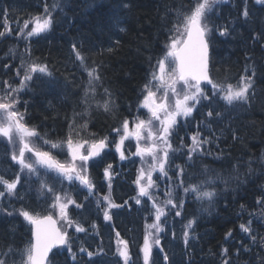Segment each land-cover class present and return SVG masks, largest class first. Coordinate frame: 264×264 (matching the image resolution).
<instances>
[{"label":"trees","instance_id":"trees-1","mask_svg":"<svg viewBox=\"0 0 264 264\" xmlns=\"http://www.w3.org/2000/svg\"><path fill=\"white\" fill-rule=\"evenodd\" d=\"M232 5L217 7L211 16V23L228 25L229 33L220 36L215 31L211 36V77L214 81L237 85L241 76H251L253 68V87L249 94V103H237L225 106L219 98H213L211 109L222 113L216 119H207L210 110L209 102L203 103L187 122L180 124L172 137L173 148H178L181 138L191 144V135L200 125L202 136H212L213 142L204 145V154H194L188 160L187 148L177 151L168 164V177L174 187L177 202L184 200L181 216L174 211L166 216L161 247L169 256L168 264H221V251L228 249L231 264H248L250 254L236 252L240 245L251 244L248 234L242 232L240 225H247L254 214L261 208L256 203L261 198V185L264 186V6L254 4L252 0H231ZM63 10L54 13L52 30L48 35L30 39L23 59L26 62L47 64L51 76L35 75L19 94V109L24 113L27 126L35 128L45 139L51 142L64 141L69 134V124L75 119L73 139L92 140L108 136L110 139L124 119L132 120L140 115L139 95L152 71L157 57L163 55L168 29L176 22L175 9L194 6V0H60ZM45 0H0V31L4 30L5 11L7 20L12 25L18 20L43 13ZM51 4L52 0H47ZM127 4L125 8L123 5ZM249 5V6H248ZM248 6L249 16L244 18V7ZM166 11L167 23H165ZM118 21V23H117ZM23 23V22H21ZM123 28L124 31L120 29ZM15 29V28H13ZM12 35V36H11ZM0 37V81L8 80L18 86L16 71L20 66L17 53L22 45L17 40V31ZM259 35L258 40L253 37ZM76 44L87 58V66H101L102 87L97 89L95 100H101L103 89L113 93L115 106L105 113L97 111L95 103L90 115L83 118L85 105L82 102L84 88L87 86V73L74 60L71 50ZM19 47H21L19 49ZM9 49H16L15 55H9ZM111 49V51H108ZM10 65L9 69L3 67ZM247 69V71H246ZM207 92L211 96V90ZM87 122V129L79 126ZM207 124L211 125L210 133ZM80 135L77 137L76 132ZM92 134H95L94 136ZM214 134V136H213ZM235 134L238 139H233ZM210 152L211 155L207 153ZM113 152L92 163L89 176L95 185L96 195L88 196L86 190L73 184L69 192L77 203L84 207H72L70 217L87 229L85 233L70 235L73 240V251L83 244L90 251L102 247L104 253L94 256L90 261L84 254L77 258V264H124L117 253V240L128 242L129 264H144L142 247L146 235V225L153 220V209L147 200L137 205L132 199L136 196L133 181L138 171V160L132 159L120 164ZM219 157V159H217ZM251 161L252 172L248 171ZM238 165V171L233 165ZM111 164L119 175L111 181V197L116 204L127 205L111 209L112 219L106 222L103 211L97 207L96 200L109 192L104 169ZM185 169V184L190 179H200L204 166H208L211 175L230 179L227 190L218 182V195L210 204L208 201H197L192 195H185L182 189L175 187L176 177L173 173L176 166ZM19 168L13 164L9 150L0 148V175L12 180ZM35 187V186H34ZM31 184L23 178L18 189V196L10 200L5 207L8 212L24 209L34 215L50 212L46 198H39ZM241 205L245 211L241 212ZM207 209V211H205ZM196 218L191 230L189 245L183 243L184 224ZM96 225L95 230L91 227ZM253 234L257 241L264 237V226L252 221ZM119 233L117 237L116 233ZM232 235L226 239V234ZM175 233V237H173ZM31 240L30 227L18 216L0 214V251L9 245L16 249L23 247ZM254 252H261L260 246H253ZM53 264H73L67 250L55 253ZM19 261V256L16 257ZM53 259V256L51 260ZM154 264H165L163 253L159 249L152 254ZM255 264V262H253Z\"/></svg>","mask_w":264,"mask_h":264},{"label":"snow or ice","instance_id":"snow-or-ice-1","mask_svg":"<svg viewBox=\"0 0 264 264\" xmlns=\"http://www.w3.org/2000/svg\"><path fill=\"white\" fill-rule=\"evenodd\" d=\"M227 2L228 0H194V6H189L187 10H184L183 5L175 9L176 22L168 29L169 34L164 44L163 55L156 58L154 65H152V58H149L150 66H152L151 78L143 86V100L139 104L140 108L147 109L149 118L140 119L137 117L132 128L129 126V120L124 119L118 127L112 129V132L119 136V141L115 146L116 151L120 154V159L125 160L128 158L123 148L124 142L134 138L136 151L132 155L140 157L142 164L147 165V167L142 166L138 170L137 178L133 181L138 191L137 195L132 198L137 205L142 203V198L144 197L152 201L154 222L146 225V235L142 247L144 264H154L152 261L153 244L159 247V251L163 253L165 264H168L169 256L163 247H160L159 233L164 231L161 219L167 216V209H176L175 216H181L184 207V200L181 199L177 202L172 188L166 189L164 192L166 199L159 201V196L153 194L158 188V185L153 180V173L159 171L164 177L171 180L166 170L170 153L187 148V158L192 160L194 154L205 153L204 145L213 142L212 136H202L200 125L204 121H200L197 123V131L190 137L191 144L186 145L183 138H181L179 147L173 148L171 137L179 123L178 118H183L187 122V118L191 117L194 111L199 110L197 106L201 105L202 101H209L208 107L210 110L206 113L207 119L221 117V112L215 111L214 115V109H211L213 98H219V100L224 101L226 106H234L237 103H249V89L253 86V77L255 76L254 68L252 75L241 76L237 85L214 81L209 72L210 44L213 32L215 31L220 36H226L229 33L227 24H212L211 16L214 14L216 6ZM256 2L264 4V0H256ZM123 6L125 8L128 7L127 4ZM58 10H63L60 0H52L51 4L45 0L43 13L31 17V19H25L23 25L18 28L17 35L22 39L29 40L34 36L49 32L53 26L54 13ZM242 14L244 18L248 17L249 14L246 7ZM4 15V30L0 31V37H5L12 33L6 11ZM167 15L168 12L166 11L165 23H167ZM30 24L33 26L29 29ZM120 30L124 31L123 28ZM259 38V35L253 37L254 40ZM71 50L74 60L79 62V67L84 69L88 77L82 99L85 109L82 113H77L76 115L81 118L84 115H90L93 102L97 111L102 109L105 113L110 112L115 106V100L113 99V93L108 88L103 89V98L101 100H95V96L98 94L97 89L102 87L101 66L97 64L95 67H88L87 58L76 44H72ZM108 51H111V49ZM25 52L30 55V49L26 48ZM8 54L15 55V49H9ZM3 67L9 69L10 65L4 64ZM21 69H23V76L20 78L18 86L14 87L8 80L0 81V85H2V88H0V137L6 138L8 143L14 147L17 141L20 145L18 154L16 151H12L10 155L11 160L20 165V173L15 174V178L12 180L5 179L0 175V185L3 186V190H0V199H3L6 194L9 196L16 194L17 186L21 184V173L26 169L28 176L30 178L35 177L36 182L39 184L38 193L41 196L50 197L51 203L48 207L51 212L40 217L27 210H19V215L33 226L32 239L23 249H16L9 245L5 250L0 251V264H53L56 254L53 253V259L50 260L49 253L58 246L66 248L73 264H77V258L80 254L86 255L91 261L94 256L103 254L104 249L99 247L95 251H90L81 244L76 251H73V240L67 231V229H73L77 233L87 231L82 224L68 215L70 205H74L76 208H82L84 205L77 203L70 193L56 191L55 186L48 182V173H56L55 179L60 182L61 188L64 181H67L70 185L78 182L80 186L87 189L88 196L85 197L86 200L90 196H95V185L88 174V162L94 157L101 155L103 150L108 147L109 138L104 136L92 140H74L72 133L75 131V119H73V122L69 124V134L66 141L51 143L52 148L60 147L66 143L70 156L69 161L61 163L51 156L49 152L39 151L31 147L27 138L38 136L39 133L35 128H29L23 122L24 113H21L17 108L20 103L18 94L28 86L35 74L51 76L52 73L47 64L35 61L26 62L23 59L21 60L20 68L16 71L17 77L21 76ZM203 82L211 85V96L201 86ZM87 126V122H85L79 127L86 130ZM206 127L211 133V125L207 124ZM76 135L79 137L80 133L77 131ZM92 135L94 136L95 134ZM232 138L234 140L238 139L235 134H233ZM44 142L46 144L50 143L47 140ZM26 151L34 154L36 157L35 161H26ZM207 154L211 155L210 152ZM146 157L151 158V163H148ZM248 163V171L252 172L251 161ZM238 165L239 162L233 165L234 171H238ZM41 168L46 170L43 175L40 172ZM211 172L212 170L205 165L199 174L202 178L190 179V182L185 184V169L177 165L176 171L173 173L176 177L175 187L182 189L186 196L192 195L197 201H208L211 204L220 195L218 182L225 185L226 191L229 180L238 179V177L225 179L218 174L213 176ZM114 175L116 173L112 171V165L108 164L104 169V176L108 181L109 192L96 200L98 208H101L102 204L104 205L101 210L106 221L112 219L111 209L124 207L128 203L125 201L124 205H119L112 199L111 181ZM256 203L264 208V198H258ZM240 207L241 212H244L245 206L241 205ZM0 211L6 212L9 216L13 215L7 209L0 208ZM53 213L58 216L59 221L64 222L66 227L63 230L57 227L58 219L54 218ZM195 224V217L184 224L182 238L186 248L190 239L194 238L191 235V230ZM251 224L252 221L249 220L247 225L244 223L240 225L242 232L248 234L247 238L251 240V244L242 243L237 249L236 255L239 257L241 252L250 254L251 258L248 264H253V262L255 264H264V255L253 251V246L259 244L261 252H264V237H261L258 242L256 235L253 234ZM91 227L95 230L96 225L92 224ZM152 229H155V233L150 231ZM116 235L119 237L118 232ZM231 235V232L227 233L226 239ZM150 237H152L151 243ZM173 237H175V233H173ZM117 244L123 245L122 248H117L118 255L123 258L124 264H129L128 242L118 239ZM220 255L221 264H231L227 248L222 249ZM17 256H19V261L16 259Z\"/></svg>","mask_w":264,"mask_h":264},{"label":"rangeland","instance_id":"rangeland-1","mask_svg":"<svg viewBox=\"0 0 264 264\" xmlns=\"http://www.w3.org/2000/svg\"><path fill=\"white\" fill-rule=\"evenodd\" d=\"M229 1V0H228ZM258 4V3H257ZM217 7H219V5L218 6H216V8ZM215 8V9H216ZM23 24H20V25H18V24H16V25H14V27L13 28H15V29H13L12 28V26H11V24H10V27L14 30V31H18V28L19 27H21ZM33 25H29V29L32 27ZM48 33H50V32H47V33H42V34H40V35H38V36H40V37H44L45 35H48ZM34 37H36V39H38L39 37H37V36H34ZM34 37H32V38H34ZM31 39V38H30ZM29 39V40H30ZM17 40H18V42L20 43V45H22V50H20V52L19 53H17L18 54V56H19V58H20V65H21V60L23 59V54H24V56L26 55V53H25V51H24V48H25V45H26V43L29 41V40H25V39H22V38H20L19 36L17 37ZM21 47H19V49H20ZM15 51H16V49H15ZM17 52V51H16ZM24 60V59H23ZM25 61V60H24ZM19 68H20V66H19ZM35 75H41V74H39V73H37V74H35ZM34 75V76H35ZM23 76V69H21V76L20 77H17L16 76V80H18V81H20V78ZM246 77V76H245ZM151 77H150V74H149V76H148V78H147V81H146V83L148 82V80L150 79ZM13 85V84H12ZM203 88H204V90L206 91V89H210L211 90V86H209V85H207V86H205V85H203L202 86ZM253 87V86H252ZM0 88H2V85H0ZM27 88V87H26ZM143 89V88H142ZM251 90H252V88L251 89H249V94H250V92H251ZM21 93V92H20ZM19 93V94H20ZM19 94H18V96H19ZM143 95H144V92H143V90L142 91H140V97H139V99H140V102L143 100ZM19 100H20V98H19ZM222 101V100H221ZM140 102H139V104H140ZM203 102V101H202ZM204 102H206V101H204ZM223 102V104L225 105V103H224V101H222ZM226 106V105H225ZM198 107V106H197ZM229 107V106H228ZM17 108L19 109V104L17 105ZM140 110L142 111L141 113H140V115H138L137 117H139L140 119H148L149 118V113L147 112V109H143V108H140ZM19 111H20V109H19ZM21 112V111H20ZM197 111H194L193 112V114H192V116L196 113ZM22 113V112H21ZM191 116V117H192ZM137 117H135L133 120H131L130 121V128H132V127H134V124H135V122H136V118ZM191 117H188L187 119H190ZM25 118V117H24ZM179 119V123H178V125H177V127H176V129L174 130V131H176L177 130V128H178V126H180V124H183V123H185L186 121L183 119V118H178ZM24 123H25V121H23ZM27 126V125H26ZM30 128V127H29ZM173 131V132H174ZM41 136H35V137H30V138H27V140H28V142H29V144H30V146L31 147H33V148H35V149H37V150H39V151H47V152H49L50 153V155L51 156H53L56 160H58L59 162H61V163H64V162H67V161H69L70 160V156H69V154H68V149H67V145H66V143H64V144H62V146H60V147H57V148H52L51 147V143L52 142H50V143H45L44 141H45V139L43 138V137H41ZM172 138V137H171ZM66 141V140H65ZM110 141L112 142L111 143V145H110V143L108 144V147H106V151H105V154H108L109 153V151H112L114 154H115V156L117 157V159H118V161H119V163L120 164H122V163H125V162H128V161H130V160H132V159H136V160H138V163H139V166H138V169H140L142 166H144V167H147V165L146 164H142V161H141V158L140 157H138V156H135V155H132V153H134L135 151H136V141H135V139L134 138H130V139H128V140H126L125 142H124V146H123V148H124V151H125V155H126V157H128L127 159H125V160H121L120 159V154L116 151V143L119 141V136L117 135L116 137H114V139L112 140V139H110ZM60 142H62V141H59L58 143H60ZM143 143V142H142ZM2 144H4L7 148H8V150H9V153H10V155H11V152L12 151H16L17 152V154H18V151H19V147H20V145H19V143H18V141H17V144L15 145V147L13 146V145H11V144H9L8 143V141H7V139L6 138H4V137H0V148H1V145ZM112 153V154H113ZM177 155V153L175 152V153H170V158H169V163H170V160H171V157H174V156H176ZM25 159H26V161H28V162H33V161H35V159H36V157L34 156V154L33 153H31V152H25ZM146 160L148 161V163H151V158L150 157H146ZM168 163V164H169ZM13 164H15L16 166H18V168H19V173H20V165L18 164V163H16V162H14L13 161ZM168 164L166 165V170H168ZM263 165H264V162H263ZM45 169H43V168H41L40 169V172H41V174L43 175L44 173H45ZM138 175V174H137ZM55 177H56V173L55 172H49L48 173V182L50 183V184H53L54 186H55V189H56V191H58V192H68V193H70L69 192V190H68V186L70 185L67 181H64L63 182V186H62V188H61V184H60V182L58 181V180H56L55 179ZM157 177H159V179H157ZM23 178H25L27 181H28V184H31L33 187H34V190H35V192L37 193V195H38V197L39 198H46V202L48 203V205L51 203V199H50V197H45V196H41L39 193H38V188H39V184L36 182V180H35V177H29L28 176V174H27V170L25 169L24 170V172L23 173H21V180L23 179ZM153 180L156 182V184L158 185V188L154 191V195H156V196H159V201H163V200H165L166 199V197H165V195H164V192H165V190L166 189H168V188H172V186L169 184V183H171V181L169 180V179H167L166 177H164L159 171H157V172H154L153 173ZM76 183H78V182H76ZM68 185V186H67ZM78 185H79V183H78ZM18 186H20V185H18ZM18 186H17V191H16V193L18 192ZM0 190H3V186L2 185H0ZM137 191H138V189H137ZM261 191H262V195H263V197L261 196V198H264V186L263 185H261ZM72 196V195H71ZM16 197V194L15 195H11V196H9V195H5V197L3 198V199H0V208H3V209H5V207H7L9 204H10V199H12V198H15ZM143 200H147L150 204H151V207H152V201H150V200H148L147 199V197H144V198H142V201ZM5 206V207H4ZM74 205H70L69 206V208H68V215H69V211L72 209V207H73ZM173 210H176V209H167L166 211H167V215H168V213L170 212V211H173ZM51 211V210H50ZM262 213H264V208H260L259 210H257L254 214H252V215H250V217H251V221H253V220H257V222L258 223H260L261 225H263L264 226V215H262ZM0 214L1 215H3V216H7V217H11V216H18V217H21L23 220H24V218L21 216V215H19V211L18 212H15V213H13V215H11V216H9V215H7V213L6 212H3V211H0ZM53 215H54V218H56V219H58V216L56 215V214H54L53 213ZM38 216V215H37ZM69 217H70V215H69ZM166 217H162V219H161V223H162V225H163V222H164V219H165ZM29 226H31V224H29L26 220H24ZM106 222H108V221H106ZM154 222V213H153V220H152V222L150 223V224H152ZM58 224H59V226H60V228L63 230L66 226H65V224H64V222L63 221H59V219H58ZM163 227H164V225H163ZM164 229H165V227H164ZM67 231L69 232V233H73L74 235H76V234H81V233H77V232H75L73 229H67ZM152 233H155V229H152V230H150ZM85 233V232H84ZM163 233H164V231L163 232H161V233H159V237H160V241H161V243H162V237H163ZM152 242V237H150V243ZM160 246H161V244H160ZM118 247H120V248H122L123 247V245H119ZM157 249H159V247L158 246H156L155 244H153V247H152V254H153V252L155 251V250H157ZM66 250V249H65ZM123 259V258H122Z\"/></svg>","mask_w":264,"mask_h":264},{"label":"bare ground","instance_id":"bare-ground-1","mask_svg":"<svg viewBox=\"0 0 264 264\" xmlns=\"http://www.w3.org/2000/svg\"><path fill=\"white\" fill-rule=\"evenodd\" d=\"M240 1H245V0H238V2H240ZM253 2H254V4H257V2H256V0H252ZM249 2V0H247V3ZM230 5H232V1L231 0H229L227 3H222V4H220L219 6L220 7H225V6H230ZM257 5H260V6H264V4H257ZM249 6V5H248ZM248 6H245L246 8H247V10L249 9L248 8ZM245 7H244V9H245ZM248 14H249V10H248ZM34 16H36V15H34ZM34 16H30L28 19H31V17H34ZM249 16V15H248ZM24 20H18L17 22H19V23H21V22H23ZM264 220V219H263Z\"/></svg>","mask_w":264,"mask_h":264},{"label":"water","instance_id":"water-1","mask_svg":"<svg viewBox=\"0 0 264 264\" xmlns=\"http://www.w3.org/2000/svg\"><path fill=\"white\" fill-rule=\"evenodd\" d=\"M99 157V156H98ZM95 158V157H94ZM58 227V226H57ZM59 247H63V246H58L57 248H59ZM57 248H54L53 250H52V252L55 250V249H57ZM52 252H50L49 253V258H50V255L52 254Z\"/></svg>","mask_w":264,"mask_h":264}]
</instances>
